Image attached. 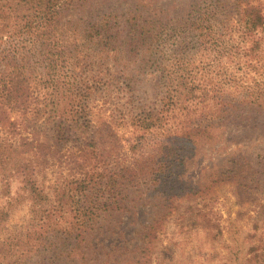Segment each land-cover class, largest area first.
<instances>
[{
    "label": "rangeland",
    "instance_id": "rangeland-1",
    "mask_svg": "<svg viewBox=\"0 0 264 264\" xmlns=\"http://www.w3.org/2000/svg\"><path fill=\"white\" fill-rule=\"evenodd\" d=\"M17 2L0 84L16 66L33 97L0 112V264H264V24L243 17L264 0H144L168 21L134 50L63 13L45 61Z\"/></svg>",
    "mask_w": 264,
    "mask_h": 264
},
{
    "label": "trees",
    "instance_id": "trees-1",
    "mask_svg": "<svg viewBox=\"0 0 264 264\" xmlns=\"http://www.w3.org/2000/svg\"><path fill=\"white\" fill-rule=\"evenodd\" d=\"M91 0H19L16 8L27 6L32 8L36 14L42 17L43 25L41 31L34 40V45L40 49V57L45 61L50 57L52 49L55 46V39L50 37L56 30L58 22L63 13L76 12V20H82L85 32L88 36H95L100 39L99 42L108 47L119 46L124 40L130 50L138 47L145 38L157 36L160 27L167 23V17L159 16L158 12L144 3V0H137L135 3L128 5L124 10L117 8L109 9L105 12L83 16L82 11L86 8V3ZM59 4V5H58ZM63 5V8H62ZM61 6V7H60ZM61 8V9H60ZM261 6L254 3H247L243 9V17L250 29H255L264 24V13ZM178 17V16H177ZM181 19V16L177 18ZM12 61H9L10 63ZM16 64H18L16 62ZM19 65V64H18ZM18 67H13L10 73L1 77L0 84V112L21 110L24 113L28 103L31 102L33 91L26 78L23 77ZM71 107L78 106L75 100L71 99ZM54 116L55 123L58 127V134L64 137L67 125L64 124L62 117L64 115ZM43 145V143H37ZM170 156V155H169ZM178 158V154L176 157ZM168 168V166L166 167ZM167 179L169 175L167 174Z\"/></svg>",
    "mask_w": 264,
    "mask_h": 264
}]
</instances>
